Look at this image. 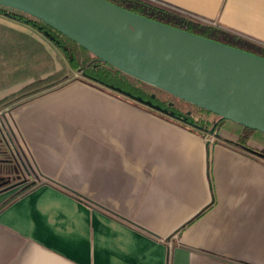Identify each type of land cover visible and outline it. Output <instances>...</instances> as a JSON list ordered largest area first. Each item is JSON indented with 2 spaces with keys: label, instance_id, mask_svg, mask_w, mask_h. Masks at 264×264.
I'll return each mask as SVG.
<instances>
[{
  "label": "crops",
  "instance_id": "crops-1",
  "mask_svg": "<svg viewBox=\"0 0 264 264\" xmlns=\"http://www.w3.org/2000/svg\"><path fill=\"white\" fill-rule=\"evenodd\" d=\"M158 1L264 43V0ZM8 112L45 182L0 192V264H264V156L236 133L209 141L83 78Z\"/></svg>",
  "mask_w": 264,
  "mask_h": 264
},
{
  "label": "water",
  "instance_id": "water-1",
  "mask_svg": "<svg viewBox=\"0 0 264 264\" xmlns=\"http://www.w3.org/2000/svg\"><path fill=\"white\" fill-rule=\"evenodd\" d=\"M0 6L45 22L100 61L132 77L218 117L264 132L261 55L157 21L109 0H0ZM81 75L170 115L119 88ZM191 126L216 135L212 127ZM241 147L264 156L247 145Z\"/></svg>",
  "mask_w": 264,
  "mask_h": 264
},
{
  "label": "trees",
  "instance_id": "trees-1",
  "mask_svg": "<svg viewBox=\"0 0 264 264\" xmlns=\"http://www.w3.org/2000/svg\"><path fill=\"white\" fill-rule=\"evenodd\" d=\"M109 1L157 21L264 57V43L253 40L235 31L225 29L209 20L179 10L158 0ZM0 13L9 14L16 20L30 25L46 36L60 50L66 59L68 67L73 71L79 72L106 85L119 88L121 91L146 101L167 112L171 116L183 120L187 124L198 126L203 129L212 127L216 132L221 129H228L237 134L238 143L241 145H247L250 139H255L264 143V132L236 123L227 118L218 117V115L209 110L178 98L158 87L132 77L106 62L100 61L99 58L89 50L41 20L16 10H8L3 6H0ZM65 77V74H58L29 83L16 93L0 98V108L5 104L15 101L19 97L55 86L62 82ZM188 127L191 128L190 126ZM191 129L196 130L194 128ZM17 161L18 165L21 166L26 173L24 181L27 183L23 188L12 194L1 207L14 199L16 195L35 185L38 181L45 182L40 181L38 176L36 177V175L30 174L31 166L28 160L17 155ZM30 177L35 178L30 180Z\"/></svg>",
  "mask_w": 264,
  "mask_h": 264
},
{
  "label": "rangeland",
  "instance_id": "rangeland-1",
  "mask_svg": "<svg viewBox=\"0 0 264 264\" xmlns=\"http://www.w3.org/2000/svg\"><path fill=\"white\" fill-rule=\"evenodd\" d=\"M58 74L66 77L55 86L73 78L86 80L81 73L68 67L65 57L46 36L9 14L0 13V98L16 93L29 83ZM11 103L0 108V129L11 138L15 154L28 160L10 122L8 108ZM18 167L19 177L2 186L3 192L14 194L27 183L24 181L26 173L21 166Z\"/></svg>",
  "mask_w": 264,
  "mask_h": 264
},
{
  "label": "flooded vegetation",
  "instance_id": "flooded-vegetation-1",
  "mask_svg": "<svg viewBox=\"0 0 264 264\" xmlns=\"http://www.w3.org/2000/svg\"><path fill=\"white\" fill-rule=\"evenodd\" d=\"M114 92H116V91H114ZM116 93H119V92H116ZM154 110H156V109H154ZM156 112L166 116L167 118H171V119L176 120L180 123H183L187 126H190L191 128H194L198 131H203V130L198 129L196 127H193L190 124H187V123H185V122H183V121H181V120H179L173 116L167 115V114L160 112L158 110H156ZM204 132H206V131H204ZM217 132L214 131V133H217ZM213 136H215V135H213ZM237 139H238V136H237ZM18 171H19V167H18L17 155L15 154V152L12 148V140H11V138H9L7 136V134L3 130L0 129V192L3 191V190H1V187L4 186L5 184H7V182H9L11 179L19 177L20 174L17 173Z\"/></svg>",
  "mask_w": 264,
  "mask_h": 264
},
{
  "label": "built area",
  "instance_id": "built-area-1",
  "mask_svg": "<svg viewBox=\"0 0 264 264\" xmlns=\"http://www.w3.org/2000/svg\"><path fill=\"white\" fill-rule=\"evenodd\" d=\"M85 78V77H84ZM86 79V81H89V82H92V83H94V84H97L98 86H101V87H104V88H107V87H105V86H103V85H101V84H99V83H97V82H94V81H92V80H90V79H88V78H85ZM109 89V88H108ZM110 90H112V89H110ZM113 91V90H112ZM198 132H201L203 135H204V137L207 139V140H209V141H213L214 139H215V136H213L212 134H210V133H208V132H204V131H198Z\"/></svg>",
  "mask_w": 264,
  "mask_h": 264
}]
</instances>
